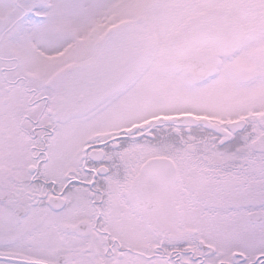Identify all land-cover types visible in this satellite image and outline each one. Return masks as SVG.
Listing matches in <instances>:
<instances>
[{
    "label": "snow or ice",
    "instance_id": "6c2138e0",
    "mask_svg": "<svg viewBox=\"0 0 264 264\" xmlns=\"http://www.w3.org/2000/svg\"><path fill=\"white\" fill-rule=\"evenodd\" d=\"M0 264H264V0H0Z\"/></svg>",
    "mask_w": 264,
    "mask_h": 264
}]
</instances>
